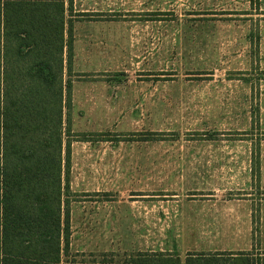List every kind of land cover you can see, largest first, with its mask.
Instances as JSON below:
<instances>
[{
  "label": "rangeland",
  "instance_id": "rangeland-1",
  "mask_svg": "<svg viewBox=\"0 0 264 264\" xmlns=\"http://www.w3.org/2000/svg\"><path fill=\"white\" fill-rule=\"evenodd\" d=\"M74 2L99 25L77 31L85 72L72 76L71 140L111 141L72 145L79 189L60 264H122L137 252L258 261L264 0ZM87 182L104 189L85 192Z\"/></svg>",
  "mask_w": 264,
  "mask_h": 264
},
{
  "label": "trees",
  "instance_id": "trees-1",
  "mask_svg": "<svg viewBox=\"0 0 264 264\" xmlns=\"http://www.w3.org/2000/svg\"><path fill=\"white\" fill-rule=\"evenodd\" d=\"M65 14L62 0H0V264H60L70 248L74 38ZM149 135L140 141H155ZM225 254L188 252L185 264H224ZM257 258L241 253L239 264H264ZM180 261L137 252L122 264Z\"/></svg>",
  "mask_w": 264,
  "mask_h": 264
},
{
  "label": "crops",
  "instance_id": "crops-1",
  "mask_svg": "<svg viewBox=\"0 0 264 264\" xmlns=\"http://www.w3.org/2000/svg\"><path fill=\"white\" fill-rule=\"evenodd\" d=\"M65 4V9H66V20H69L71 19L72 22H73V38H74V42H73V54H74V57H73V64H72V72H71V79H72V76H76L77 73H84L85 71L81 69V67H78L77 65V59H78V48H77V43L79 41V35L77 33L78 31V28H80V25L82 24H85L87 25V27H91V26H96V25H99V22H97V20H95L94 16H90V20H86L84 17L81 18L79 17L80 19H78L75 15L80 13V14H90V12L88 11H80L78 12L77 10L75 11L74 10V0H72V4H71V7H70V1L69 0H62ZM74 14V15H73ZM78 24V25H77ZM77 25V26H76ZM66 29H67V25H66ZM67 36V34H66ZM75 47V48H74ZM76 59V60H75ZM76 61V62H75ZM87 65L84 67V69H88L89 71L91 70V68H89V65L91 64V61L90 60H87ZM74 63H75V66H74ZM75 67V69H74ZM72 89H73V81H72ZM73 91V90H72ZM73 94V92H72ZM73 104V103H72ZM72 110H73V107H72ZM71 110V112H72ZM71 112H70V116H71ZM70 122H71V119H70ZM94 133V132H92ZM78 134V133H76ZM84 134H91V133H84ZM102 134H106V135H102ZM92 135H96L98 137H103V141L104 142H108L109 140H107L108 138H105L107 137V135H110V132H107V133H97V134H92ZM116 135V134H115ZM83 136V135H82ZM86 138V137H85ZM83 139V140H76V141H73L72 142V145L73 143L75 142H83V143H93L94 140L93 138L91 137V140L89 139ZM73 149V148H72ZM72 154H73V151L71 150V178H70V192L71 193H74L75 192V189H79L78 185L75 183L74 179L72 180ZM86 186H83L82 189H84L85 192H89L91 191L92 193L95 192V193H98L100 192V189H104L103 187L101 186H93L87 182V184H85ZM71 204V203H70ZM71 206V205H70ZM70 211H71V207H70ZM71 245V243H70ZM70 249V248H69Z\"/></svg>",
  "mask_w": 264,
  "mask_h": 264
}]
</instances>
